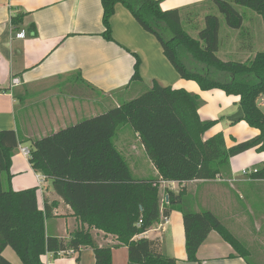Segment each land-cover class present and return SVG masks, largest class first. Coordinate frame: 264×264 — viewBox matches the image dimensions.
Instances as JSON below:
<instances>
[{"label": "trees", "instance_id": "16d2710c", "mask_svg": "<svg viewBox=\"0 0 264 264\" xmlns=\"http://www.w3.org/2000/svg\"><path fill=\"white\" fill-rule=\"evenodd\" d=\"M162 1L101 0L104 25L101 35L114 40L111 18L116 5L123 4L158 39L182 78L196 81L204 91L221 89L228 95L240 96L243 120L259 133L230 147L223 133L204 139L218 120H202L198 113L200 95L184 88L162 86L156 81L152 87H146L140 74L141 59L133 52L136 63L130 83L142 87L138 95L124 99L104 113L33 140L30 145L29 161L34 171L52 180L57 194L82 223L68 242L47 233L46 220L54 216L55 204L41 210L37 186L12 188V159L20 141L15 130H0V264H14L4 256L8 246L24 264H45L41 256L47 252L57 256L71 248L78 252L82 246L93 248L95 264H113V247L120 245L128 248V264H177L176 257L165 254L162 238L135 239L174 210L183 213L188 261H199V248L212 231H217L232 245L236 255L255 264L250 249L214 212L187 207L183 191L176 193L168 189L162 197L160 180L214 179L229 172L232 157L253 148L264 152V112L258 104L264 94V51L244 62L223 60L218 56L221 29L218 15H206L205 25L198 28L195 38L184 28L180 10H164ZM213 2L228 26L237 30L244 26V16L237 5L250 8L264 18V0ZM25 15L24 12L12 15L15 32L23 25ZM186 55L203 65L202 71L187 63ZM212 69L228 76L215 78ZM127 123L139 134L160 178L139 179L132 174L114 141L119 128ZM254 169L249 177L264 180V161ZM4 173L9 181L7 189L3 184ZM92 229L114 235L119 243L98 245Z\"/></svg>", "mask_w": 264, "mask_h": 264}, {"label": "crops", "instance_id": "0c3cea01", "mask_svg": "<svg viewBox=\"0 0 264 264\" xmlns=\"http://www.w3.org/2000/svg\"><path fill=\"white\" fill-rule=\"evenodd\" d=\"M167 1L161 3L164 10L170 8L165 6ZM184 1L190 6L204 0ZM19 12L26 15L20 30L15 32L11 17ZM111 25L114 40H107L101 35L104 30L101 0H0V130H15L20 141L12 159V188L37 186L39 208L44 210L46 205L55 204L54 216L46 220V230L65 242L82 223L57 194L51 179L39 181L38 175L43 174L34 171L20 146L30 149L33 140L97 116L138 95L142 87L130 83L136 63L133 52L141 59L140 74L146 87H152L156 81L162 86L198 93L201 99H213L210 114L204 115L207 109H202V104L198 110L202 120H218L204 139L223 133L230 147L259 133L245 120L227 119L225 125V115L236 113L240 108V96L228 95L221 89L204 91L196 81L182 78L158 39L123 4L116 5ZM21 30L26 31V37L16 36ZM14 79H19V83L14 84ZM127 128L123 130L129 133ZM130 130L135 135L129 144L135 156L133 161L141 164L142 169L147 168L136 178H160L139 134ZM118 137L117 132L114 141ZM115 145L119 149L116 141ZM263 161L264 152L253 148L232 157L229 172L214 179L160 180V194L164 197L168 189L176 193L183 191L187 207L214 212L250 249V255L264 264V180L238 175L241 170L260 167ZM92 233L100 246L119 243L114 235L101 230L92 229ZM142 237L162 238L165 254L176 257L177 264H249L236 255L232 245L217 231H212L199 248V261H188L180 210L172 211L169 217L162 218L135 239ZM9 248L5 249L4 256L14 264H24ZM85 252H90V263L95 264L93 248L87 246L69 255L54 256L47 252L41 259L45 264H62L66 256L74 255L70 264H84ZM113 264H128L126 245L113 247Z\"/></svg>", "mask_w": 264, "mask_h": 264}, {"label": "rangeland", "instance_id": "374dc122", "mask_svg": "<svg viewBox=\"0 0 264 264\" xmlns=\"http://www.w3.org/2000/svg\"><path fill=\"white\" fill-rule=\"evenodd\" d=\"M165 6L170 7V8H167L168 10L176 9V8L180 10V13L182 16V24L184 28L188 32H190L195 38L198 37V34H197L198 28L200 27L199 28L200 30L205 25V21H204L205 16L208 14L218 15L221 21L220 50L218 51V56L223 60H237V61L244 62L249 57L253 58L258 52L264 51V18L261 14H259L258 12L250 8H247L244 6H238V5L236 6L237 9L244 16V26L242 27L241 30H237V29H234L228 26L224 15L219 11L217 5L213 2V0L200 1L199 3H195L190 6L185 4L184 0H169L165 3ZM189 20H191L192 23ZM185 60L190 65L199 67L198 70L202 71L203 65L196 63L190 55H186ZM212 74L215 78H218V79L228 76L225 72L217 71L214 69H212ZM258 102H259V105L261 106V109L264 111L263 99L260 98ZM201 104H202L201 105L202 109L203 108L207 109V110H204V115L207 116L208 114H210L211 108L213 107V99L210 98L207 100V98H202ZM218 105H219V102H218ZM234 113H231L230 115ZM230 115H228L227 117L225 115V122H224L225 125ZM126 127H128L127 129L129 133L126 132V130H123V129H126ZM130 129H133V128L129 123L121 126L118 130L119 137L115 139V141L117 142V145L119 149L121 150L122 154L129 161L130 166L132 168L133 175L135 177H138V176H141L145 172V170H147V168L144 170L141 168V164H136L133 161V158L135 156L133 153L130 152L129 144L133 142L135 135L133 134V132H131ZM134 144H136V142ZM248 170H251V168L250 169L248 168ZM242 174L244 173L241 170V172L238 173V175H242ZM247 176L249 175L247 174ZM2 178H3L4 188L7 189L9 185L7 175L4 173ZM9 249H10L9 250L10 252L12 251L11 253H13L14 255H17L14 249H12V247H10ZM119 253L120 252H118V254ZM90 255H91L90 252L84 253V256H83L84 264H89L90 262H92V257H90ZM71 258H74V255H72L69 258L66 256L65 258L66 260H64L62 264H70ZM251 259L259 264H262L253 255L251 256Z\"/></svg>", "mask_w": 264, "mask_h": 264}, {"label": "built area", "instance_id": "2783aa9c", "mask_svg": "<svg viewBox=\"0 0 264 264\" xmlns=\"http://www.w3.org/2000/svg\"><path fill=\"white\" fill-rule=\"evenodd\" d=\"M16 36L19 37V38H24V37H26V31L25 30H21V31H19V32L16 33ZM13 83L14 84L19 83V79H14L13 80ZM262 99H263V102H264V94L262 96ZM20 151L28 159L30 158V156H31V150L28 147L20 146ZM253 170H255V169H253ZM253 170L252 169L251 170L245 169L243 171V173L246 174V175L247 174L249 175ZM38 178H39V181L40 182H43L46 179V177L44 175H38ZM74 253H75V250L71 248V249H67V250H62L58 254L59 255H69V254H74Z\"/></svg>", "mask_w": 264, "mask_h": 264}, {"label": "water", "instance_id": "95a60500", "mask_svg": "<svg viewBox=\"0 0 264 264\" xmlns=\"http://www.w3.org/2000/svg\"><path fill=\"white\" fill-rule=\"evenodd\" d=\"M244 117H245L244 111H243V109L240 107L236 113H234V114H232V115H230V116L228 117V120H230V121H232V122H238V121L243 120Z\"/></svg>", "mask_w": 264, "mask_h": 264}]
</instances>
